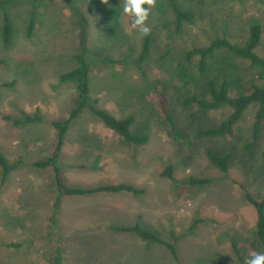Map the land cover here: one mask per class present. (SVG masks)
Segmentation results:
<instances>
[{
    "label": "rangeland",
    "instance_id": "374dc122",
    "mask_svg": "<svg viewBox=\"0 0 264 264\" xmlns=\"http://www.w3.org/2000/svg\"><path fill=\"white\" fill-rule=\"evenodd\" d=\"M39 2L30 37L25 32L32 0H11L12 43L6 47L0 36V57L6 60L0 66V152L21 162L0 185V264H55L57 250L62 264H177L165 245L111 228L134 224L173 243L181 264H239L230 238L244 260L263 252L252 245L256 212L245 197L264 198V118L252 141L258 104L244 110L230 134L205 136L199 129L217 125L232 108L204 110L185 100L210 99L205 82L211 70L199 73V56H186L192 47L206 46L215 36L241 42L259 24L255 52L264 57V0H177L193 15L179 26L168 2L156 0L147 21L151 46L139 64L143 37L123 14V0H76L88 19L90 97L116 117L133 115L131 130L142 128L149 139L124 144L84 112L57 161L62 180L70 186L126 182L143 191L60 196L52 166L39 169L32 162L52 153L51 122L66 118L72 106L74 87L59 74L77 65L78 28L63 2ZM228 63L244 81L253 78L247 60ZM156 90L178 122V141L161 122ZM22 111H37L42 119L14 124ZM207 148L230 155L225 174L207 159ZM168 165L176 179L210 181L176 188L162 175Z\"/></svg>",
    "mask_w": 264,
    "mask_h": 264
},
{
    "label": "trees",
    "instance_id": "16d2710c",
    "mask_svg": "<svg viewBox=\"0 0 264 264\" xmlns=\"http://www.w3.org/2000/svg\"><path fill=\"white\" fill-rule=\"evenodd\" d=\"M32 6L29 13V19L26 24V36L30 37L33 33L37 7L40 0H32ZM63 2L69 9L70 13L76 21L78 28V48L79 51L75 56L77 65L67 71L59 74L61 82H67L73 85L75 90V97L73 98L72 106L66 118L52 120L51 124L55 131V141L53 144L52 153L45 157L32 162V165L39 169H44L52 166L54 171V185L57 196L60 195H89L96 193H119L130 192L134 195L142 193V189L126 183H106L90 186H70L67 185L61 177L60 167L57 163L59 160L62 146L65 143L66 136L72 127L73 123L84 112H89L91 115L98 118L102 124L109 130L115 132L127 145H142L147 143L149 134L144 129H139L133 132L130 126L134 122V116L129 115L126 117H116L107 109L101 108L96 105V99L90 97V66L88 63V19L83 10L78 6L76 0H55ZM171 7L176 25L179 26L183 21H191L193 18L192 13L183 9L177 0H166ZM11 0H0V36L1 42L6 47L12 43L13 39V26L8 12V7ZM261 34V27L259 24L250 26L246 36L241 42H231L226 37L215 36L210 39L206 46L192 47L186 54L190 59L192 55L197 54L198 70L199 73L205 74L210 70L211 75L205 82L206 89L210 95V99H202L196 95H191L186 98L185 102H195L201 109L210 110L216 109L221 105H229L232 108L230 115L219 122L215 126L205 129H199L198 133L205 136H221L226 133H231L234 123L239 119L244 110L251 104L257 103L258 108L255 112L253 123V142L259 135L261 121L264 118V57L255 52V48L259 44ZM152 32L149 36L143 37L141 43V50L138 58L135 60L137 64L144 61L151 46ZM233 58H240L247 60L249 65L254 68V76L251 79L244 81L236 75L233 69H228V61ZM6 65V60L0 57V66ZM236 90L235 94L230 95L231 91ZM155 94L158 100V106L162 113L161 122L169 128L170 135L175 141L182 138V133L179 129L178 122L170 109L167 99L160 91L156 90ZM41 115L36 111L29 113L22 111L21 117L14 120V124H28L41 120ZM207 159L215 165L224 174L228 169L229 154H222L214 148H207L205 151ZM21 165L19 160L9 161L7 157L0 152V185L4 184L9 173ZM162 175L172 181L176 188H181V185L192 184H205L209 182V178L188 176L181 180L176 179L172 174V166L168 165L162 172ZM247 201L252 204L256 212V221L254 225L253 247H262L264 252V198L257 199L250 194L245 195ZM116 231H132L141 236L142 238L153 241L167 247L177 264L178 257L175 252L173 243L162 240L156 233L150 232L139 224L132 226H111ZM173 238L177 237L174 232H171ZM231 251L239 260V264H245V260L241 255V251L233 238H230ZM55 264L61 263V255L57 250L55 255Z\"/></svg>",
    "mask_w": 264,
    "mask_h": 264
},
{
    "label": "clouds",
    "instance_id": "9594fccd",
    "mask_svg": "<svg viewBox=\"0 0 264 264\" xmlns=\"http://www.w3.org/2000/svg\"><path fill=\"white\" fill-rule=\"evenodd\" d=\"M108 3V0H103ZM156 6V0H123L122 12L132 18V27L142 36L151 34L147 24L151 10ZM245 264H264V252H252L246 258Z\"/></svg>",
    "mask_w": 264,
    "mask_h": 264
},
{
    "label": "crops",
    "instance_id": "0c3cea01",
    "mask_svg": "<svg viewBox=\"0 0 264 264\" xmlns=\"http://www.w3.org/2000/svg\"><path fill=\"white\" fill-rule=\"evenodd\" d=\"M129 232H132V231H129ZM138 235V234H137ZM139 236V235H138Z\"/></svg>",
    "mask_w": 264,
    "mask_h": 264
}]
</instances>
